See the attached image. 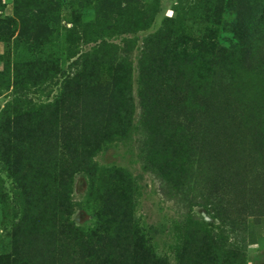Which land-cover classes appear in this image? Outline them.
I'll return each mask as SVG.
<instances>
[{"label":"rangeland","instance_id":"374dc122","mask_svg":"<svg viewBox=\"0 0 264 264\" xmlns=\"http://www.w3.org/2000/svg\"><path fill=\"white\" fill-rule=\"evenodd\" d=\"M103 237L101 264H264V0H0V264Z\"/></svg>","mask_w":264,"mask_h":264},{"label":"trees","instance_id":"16d2710c","mask_svg":"<svg viewBox=\"0 0 264 264\" xmlns=\"http://www.w3.org/2000/svg\"><path fill=\"white\" fill-rule=\"evenodd\" d=\"M100 141L93 140L89 143H82L74 144L72 145V150H74V153H70L69 156H72V162L73 164H76V167L79 166V168H83L85 170H88L90 166L96 167L95 163L93 162V153L96 150L97 146L99 145ZM86 146V147H85ZM67 186V184H66ZM67 188V187H66ZM67 198V196H66ZM68 225V224H67ZM71 229H69V232H74L76 235H81L85 237L91 238L94 235L93 229H85V228H73L70 226ZM107 238H99L96 242V245L92 246V256L88 259L92 261V264H101V256L106 251L108 252V247L110 244V240ZM106 256L105 258H107ZM98 259V260H97Z\"/></svg>","mask_w":264,"mask_h":264}]
</instances>
